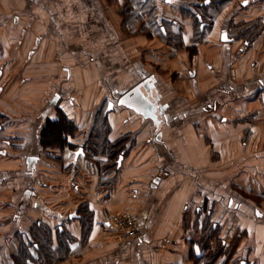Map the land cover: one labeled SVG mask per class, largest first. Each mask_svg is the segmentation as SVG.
I'll return each instance as SVG.
<instances>
[{
	"label": "crops",
	"instance_id": "crops-1",
	"mask_svg": "<svg viewBox=\"0 0 264 264\" xmlns=\"http://www.w3.org/2000/svg\"><path fill=\"white\" fill-rule=\"evenodd\" d=\"M132 1L0 0V264L35 226L49 229L42 264H198L219 245L264 264V1ZM146 78L154 121L117 105ZM102 107L118 163L67 161ZM61 114L79 132L44 146ZM240 145L262 162L223 177L215 158ZM123 213L141 237L118 245L108 221Z\"/></svg>",
	"mask_w": 264,
	"mask_h": 264
},
{
	"label": "rangeland",
	"instance_id": "rangeland-1",
	"mask_svg": "<svg viewBox=\"0 0 264 264\" xmlns=\"http://www.w3.org/2000/svg\"><path fill=\"white\" fill-rule=\"evenodd\" d=\"M254 0H247L248 4L250 2H252ZM264 1V0H263ZM133 1L131 0V3L132 4ZM129 4V5H130ZM257 24V25H256ZM256 27L255 29H253V33H252V37H254V34H256L257 32L259 31H262L263 34H262V37L259 39L258 42L262 40H264V25L262 24H259V22H256ZM197 28H198V25H196ZM251 38V36H250ZM243 43V42H242ZM54 99V97L52 98ZM51 101V100H50ZM106 107H102L100 110H99V113L98 115H96L95 117V120H94V123H93V128H96L97 131H96V135H105V128L103 126H100V124L102 123V121L100 120V117H102V113H103V110H105ZM76 128V126H75ZM77 129V128H76ZM78 131V129H77ZM73 132V131H71ZM79 132V131H78ZM94 134L95 135V132H90V134ZM71 134H74V133H71ZM84 135L82 136L81 133L79 134V141H83ZM79 143L80 145H82L83 143ZM121 143L120 142L118 145H117V148L116 149H113L114 151L110 152V150L108 149L109 147L107 148H103V149H97V151L95 150V152H92L90 153V149H89V146L87 145L86 148H85V151H86V155L85 157H82L80 159L81 162L79 163H82V161H88L90 162L89 163V167H91L92 165L95 164V161L96 159H102L100 157L98 158H94L92 155H95L96 153H102L101 155L104 157L105 160H101V163H115V160L118 159V155L120 153V151L118 149H120L122 146H121ZM77 146V144H74ZM72 144V147L71 149H74L75 147ZM241 147V150L240 151H237L236 154H233V160H227L225 161L224 158L226 159L227 157H223L219 160V157H216L215 160H217L216 162H213V163H221V168H222V176L224 177H230V176H233L236 174V172H239V176L244 178V175L243 173H245L247 170H246V167L244 166L245 163H261L262 159L260 157H258L261 153H258V152H250L249 149H245L244 147ZM77 148V147H76ZM75 148V149H76ZM92 150V149H91ZM211 150V149H210ZM249 150V151H248ZM117 151H119L118 154H115L117 153ZM90 153V154H89ZM130 154V153H129ZM71 156H73V153L71 154H68L67 153V161L72 158ZM135 156H140L141 160H142V163L145 162V163H149L150 161V158H152V156L154 157L155 154L152 153V151L150 152L149 150H144L143 148L141 149L140 152H138ZM151 156V157H150ZM223 156V155H222ZM166 159H168L166 157ZM228 159V158H227ZM249 159H252V161H250ZM100 160H98L97 162H99ZM157 161V158L156 160ZM230 161H232L230 163ZM205 163H210L209 161L208 162H205ZM237 163V165H235ZM88 165V163H86ZM92 164V165H91ZM235 166V167H234ZM245 168H244V167ZM92 168V167H91ZM96 168V171H97V167L94 166L93 169ZM207 169V168H206ZM101 173V172H100ZM104 174H107V172H102ZM99 175V173H97ZM101 177V176H100ZM239 178V177H238ZM242 180V179H241ZM242 192H244V189H240ZM48 193V195L51 196V198H53V195H51L53 193V190L51 191H46ZM246 194H248V192H244ZM49 196V197H50ZM54 201V200H53ZM51 204V203H50ZM234 219V218H233ZM224 220V219H223ZM258 220V219H257ZM15 221V220H14ZM228 225V224H227ZM14 234H17L18 236L20 235V232H22V230L20 229L21 227H18L17 225H15L14 223ZM49 229L46 228V238L49 237V232H48ZM226 230V228H225ZM25 232V231H24ZM23 232V233H24ZM53 232V231H52ZM207 234H210V231H208ZM64 235L66 236V234L64 233ZM227 235H230V233L226 230V233H225V236H222L223 237H226ZM24 236L25 239L23 240V244L21 243V253H18L17 256H14V257H9L8 258V262L6 260V258H3V263L2 264H27V260L28 259H31L32 262H35V264H42V262L40 261V258H43L45 256V263H48V261H50V258H51V253L52 252H47L48 251V247L50 245V240L49 239H46L44 238V241L41 240H38L36 238V236H33L32 233L30 232H25L24 233ZM211 236V234H210ZM230 237V236H229ZM20 238V236H19ZM236 238V234L231 238V240L234 241V239ZM44 242V249H42L41 245L42 243ZM37 245L40 247L37 253V251L35 252V246L37 247ZM220 253V262L221 264H239L240 261H244V260H241V259H244V256H236V258H234L233 254H232V248H228L227 250H224V247L222 246H215V248L213 250H210L209 248L206 249V251L203 252L202 254V258L198 264H202L204 261L206 262H210L212 263L213 259H216V257H218ZM44 254V255H43ZM264 256V255H263ZM53 257V256H52ZM233 257V258H232ZM243 257V258H241ZM256 257H253L252 259H255ZM47 261V262H46ZM197 263V262H196ZM44 264V263H43Z\"/></svg>",
	"mask_w": 264,
	"mask_h": 264
},
{
	"label": "trees",
	"instance_id": "trees-1",
	"mask_svg": "<svg viewBox=\"0 0 264 264\" xmlns=\"http://www.w3.org/2000/svg\"><path fill=\"white\" fill-rule=\"evenodd\" d=\"M100 120L102 121V123L100 124V126H103L105 128V131H107V122L106 120H104L102 117L100 118ZM75 125L70 123L69 121L64 119V116L61 114L60 118L57 121H52V123L47 125V128L44 132V135L42 136L41 142L44 146H52V145H56V146H63L65 144L64 140H63V136L66 134H71L75 131ZM73 131V132H71ZM96 128L92 129V132H95L94 134H91L90 137L87 139V141L82 145L83 149L85 151L86 146H89L90 149V153L95 152V150L97 151V149H103V148H107L110 150V152L114 151L113 149L116 148L115 144H110L107 139H106V132L105 135H96ZM92 149V150H91ZM86 153V151H85ZM89 153V154H90ZM87 154V153H86ZM102 153H96L94 156H98L101 155ZM118 154V151L117 153ZM117 164V159L115 160V163H113V165ZM39 229V230H38ZM30 232L33 234V236H36V238L38 240L44 241V238H46V230H44L41 227H33L31 228ZM48 239V238H46ZM44 242L42 243V249H44ZM36 247V246H35ZM38 247V249H37ZM37 247L35 248L36 251L40 249V247L37 245ZM38 252V251H37Z\"/></svg>",
	"mask_w": 264,
	"mask_h": 264
},
{
	"label": "water",
	"instance_id": "water-1",
	"mask_svg": "<svg viewBox=\"0 0 264 264\" xmlns=\"http://www.w3.org/2000/svg\"><path fill=\"white\" fill-rule=\"evenodd\" d=\"M226 35L223 32L222 37L224 38ZM152 85L150 84V79L146 78L142 80L140 83L132 87L129 91L120 96L117 100V105L126 107L128 109L133 110L134 112L141 114L145 118H149L151 120H156V107L149 100V92L152 90ZM112 108V103H109L107 110ZM121 157H119L120 159ZM36 157L27 158V163L34 164L36 161ZM155 182L157 179L154 180ZM259 216V213L257 212ZM75 216L72 214L70 217Z\"/></svg>",
	"mask_w": 264,
	"mask_h": 264
},
{
	"label": "built area",
	"instance_id": "built-area-1",
	"mask_svg": "<svg viewBox=\"0 0 264 264\" xmlns=\"http://www.w3.org/2000/svg\"><path fill=\"white\" fill-rule=\"evenodd\" d=\"M108 227L111 228L112 240L118 245L128 244L141 237L140 221L134 213H123L111 217Z\"/></svg>",
	"mask_w": 264,
	"mask_h": 264
},
{
	"label": "flooded vegetation",
	"instance_id": "flooded-vegetation-1",
	"mask_svg": "<svg viewBox=\"0 0 264 264\" xmlns=\"http://www.w3.org/2000/svg\"><path fill=\"white\" fill-rule=\"evenodd\" d=\"M211 0H206L205 2H204V4H205V6H207V5H209L211 2H210ZM201 14L200 13H196L195 14V17L196 18H201ZM206 23H208L207 21H205ZM208 25H209V23H208ZM72 152H73V157H74V159H77L78 157H85V155H86V153H85V151H84V149H83V146H78L76 149H73L72 150ZM73 159V160H74ZM36 162V161H35ZM34 162V163H35ZM117 163H118V161H117Z\"/></svg>",
	"mask_w": 264,
	"mask_h": 264
}]
</instances>
